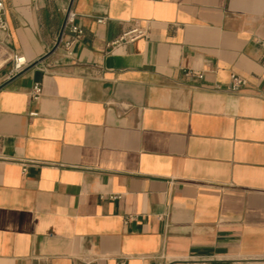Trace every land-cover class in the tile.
<instances>
[{
	"label": "crops",
	"instance_id": "0c3cea01",
	"mask_svg": "<svg viewBox=\"0 0 264 264\" xmlns=\"http://www.w3.org/2000/svg\"><path fill=\"white\" fill-rule=\"evenodd\" d=\"M70 2L6 0L0 264H264V0Z\"/></svg>",
	"mask_w": 264,
	"mask_h": 264
},
{
	"label": "built area",
	"instance_id": "2783aa9c",
	"mask_svg": "<svg viewBox=\"0 0 264 264\" xmlns=\"http://www.w3.org/2000/svg\"><path fill=\"white\" fill-rule=\"evenodd\" d=\"M76 0H71L70 4L64 9V22L57 34L56 38V48H63L65 53L72 57L74 54V49L76 45L83 39L84 37V30L83 28L77 23L78 14L74 8ZM6 13H7V6L6 0H0V30L3 32L8 31V26L6 22ZM105 20L101 19L98 20V23H103ZM148 30L140 27V26H133L132 28L128 29L127 31L123 32L116 40L108 44V48L113 49L118 47L122 44L131 43L139 38H143L146 36ZM264 50V43L262 44ZM15 71L19 72L23 65H25L26 61L23 57H15ZM198 78H202L201 74H197ZM246 85V80L238 76H232L230 83L227 86L229 91H239ZM42 95V86L40 84H36L31 93L32 100H38L39 97ZM35 115V114H32ZM27 164L24 162L22 163L23 172L27 169ZM163 260L162 264H219L213 258H200L193 260L192 258H178L167 261L165 258H160ZM118 264H124L123 262Z\"/></svg>",
	"mask_w": 264,
	"mask_h": 264
},
{
	"label": "rangeland",
	"instance_id": "374dc122",
	"mask_svg": "<svg viewBox=\"0 0 264 264\" xmlns=\"http://www.w3.org/2000/svg\"><path fill=\"white\" fill-rule=\"evenodd\" d=\"M8 58V54L2 46H0V63L4 62Z\"/></svg>",
	"mask_w": 264,
	"mask_h": 264
}]
</instances>
